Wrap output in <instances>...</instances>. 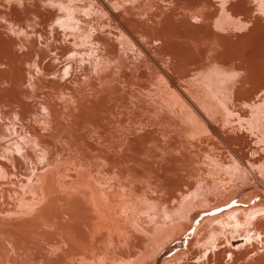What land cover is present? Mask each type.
<instances>
[{
	"label": "bare ground",
	"instance_id": "obj_1",
	"mask_svg": "<svg viewBox=\"0 0 264 264\" xmlns=\"http://www.w3.org/2000/svg\"><path fill=\"white\" fill-rule=\"evenodd\" d=\"M23 4L0 0V264H264V0Z\"/></svg>",
	"mask_w": 264,
	"mask_h": 264
},
{
	"label": "snow or ice",
	"instance_id": "obj_2",
	"mask_svg": "<svg viewBox=\"0 0 264 264\" xmlns=\"http://www.w3.org/2000/svg\"><path fill=\"white\" fill-rule=\"evenodd\" d=\"M17 3H18V5H19L20 7H23V6H24V4H23V0H17ZM50 6L55 7V5H50ZM62 10H63V9H62ZM56 23H57V24H60L61 21H60V20H57ZM65 72H67V69H65Z\"/></svg>",
	"mask_w": 264,
	"mask_h": 264
}]
</instances>
